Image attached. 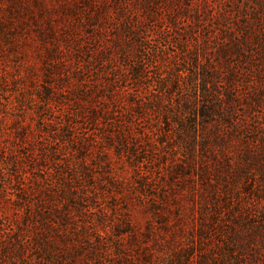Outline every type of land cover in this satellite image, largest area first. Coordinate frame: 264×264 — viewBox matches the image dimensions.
Returning a JSON list of instances; mask_svg holds the SVG:
<instances>
[{
    "label": "rangeland",
    "instance_id": "1",
    "mask_svg": "<svg viewBox=\"0 0 264 264\" xmlns=\"http://www.w3.org/2000/svg\"><path fill=\"white\" fill-rule=\"evenodd\" d=\"M234 208L263 222L264 0H0V264L195 261Z\"/></svg>",
    "mask_w": 264,
    "mask_h": 264
},
{
    "label": "trees",
    "instance_id": "2",
    "mask_svg": "<svg viewBox=\"0 0 264 264\" xmlns=\"http://www.w3.org/2000/svg\"><path fill=\"white\" fill-rule=\"evenodd\" d=\"M138 72V71H137ZM135 72V75H138V73ZM208 117V116H207ZM206 149V148H205ZM261 156V155H260ZM262 167V165H261ZM206 175L209 174L203 171L202 176H204L205 179ZM77 199H80L77 196ZM228 208L227 205H224L223 208ZM66 211V209H64ZM233 217H232V224L239 228V230L234 232H228L225 231L227 226L230 223L228 221H220V226L217 227V234L211 233L213 232L212 223L209 224L208 220H203L201 222L200 228L198 230V251L200 255L197 257V260L191 261L192 255L195 251L193 248H191V252L184 250H181V245H177V238L176 234H178L177 231L173 236H171L169 239H167V246H173L175 245L178 249L174 251V260L171 261V264H264V218H261L260 220L263 221L257 224V226H253V223H256L255 221H249L251 225H247L248 223H240L239 218H235V214L237 212V215H239V210L234 208ZM56 214V217L63 219L61 214L59 212L53 211V215ZM36 216H39L36 214ZM249 219H253L254 214L248 213ZM240 217V216H238ZM37 221L36 219H34ZM64 220V219H63ZM62 220V221H63ZM218 221V220H217ZM234 227V228H235ZM225 228V229H223ZM229 229V226H228ZM233 231V230H232ZM138 238L133 237L130 241V246L137 247L138 246ZM212 242L211 252L207 250V242ZM207 241V242H206ZM207 243V244H206ZM114 249L117 250L118 253H116L117 258L115 260H112L111 262H103L101 260L99 248H96L87 253L86 257L89 255V262H93L92 264H130L131 260L127 257L129 255L125 254L121 250V245L118 243H113ZM261 246L260 247L258 246ZM168 250H172L168 248ZM40 248L42 251L46 254V257L48 258L49 262L52 264H88L86 263L88 259L83 258L82 261L75 258V256H62L60 254H51L52 252L49 251V249L45 248L43 244L40 245ZM78 248H81V246H78ZM21 248H19L20 250ZM196 250V251H197ZM21 252V251H20ZM190 252V253H188ZM50 253V254H49ZM119 254V255H118ZM82 255V254H80ZM142 255V254H141ZM152 255H149L148 258H145L143 261V264H155L154 260H152ZM85 257V255H84ZM80 258V257H79Z\"/></svg>",
    "mask_w": 264,
    "mask_h": 264
}]
</instances>
